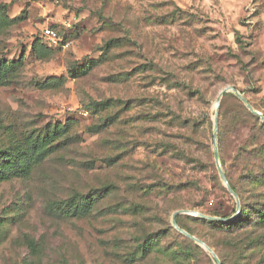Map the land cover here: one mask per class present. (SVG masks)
<instances>
[{"label": "rangeland", "instance_id": "374dc122", "mask_svg": "<svg viewBox=\"0 0 264 264\" xmlns=\"http://www.w3.org/2000/svg\"><path fill=\"white\" fill-rule=\"evenodd\" d=\"M228 85L264 114V0H0V264H218L177 210L264 264V122L223 95L237 213Z\"/></svg>", "mask_w": 264, "mask_h": 264}, {"label": "water", "instance_id": "95a60500", "mask_svg": "<svg viewBox=\"0 0 264 264\" xmlns=\"http://www.w3.org/2000/svg\"><path fill=\"white\" fill-rule=\"evenodd\" d=\"M226 92H232L234 93L238 98H240L243 103L246 105V107L255 115L259 116L262 121L264 122V114L260 111H258L257 109H255V107L249 102V100L246 98V96L235 86V85H228L226 86L217 96V110H216V114H215V118H214V155H215V161H216V165L220 174L221 179L223 180V182L226 184L229 192L231 194H233L236 198V212L239 213L241 210V199L239 194L232 188L229 179L226 175V172L224 170V168L222 167L221 161H220V155H219V148H218V131H219V116H218V110L221 104V100L223 95ZM193 213L203 219L206 220H211V221H230L233 219V217H221V216H214V215H208L205 214L203 212L200 211H190V210H177L173 213V218H172V223L174 225V227L181 232L182 234H184L185 236L189 237L190 239L194 240L195 242L203 245L209 252H211V254H213V256L215 257V259L217 260L218 264H221V260L219 258V256L217 255V253L213 250V248H211L206 242H204L202 239L198 238L197 236L193 235L192 233L188 232L187 230H185L184 228H182L176 219L177 214L179 213Z\"/></svg>", "mask_w": 264, "mask_h": 264}, {"label": "built area", "instance_id": "2783aa9c", "mask_svg": "<svg viewBox=\"0 0 264 264\" xmlns=\"http://www.w3.org/2000/svg\"><path fill=\"white\" fill-rule=\"evenodd\" d=\"M64 24L68 27L72 26L71 21H65ZM42 35L49 45L57 46L63 42V38L60 36L58 30L52 26H46L45 28H43Z\"/></svg>", "mask_w": 264, "mask_h": 264}, {"label": "trees", "instance_id": "16d2710c", "mask_svg": "<svg viewBox=\"0 0 264 264\" xmlns=\"http://www.w3.org/2000/svg\"><path fill=\"white\" fill-rule=\"evenodd\" d=\"M218 116H219V114H218ZM257 117V116H256ZM227 175V174H226ZM228 177V176H227ZM228 179H229V177H228ZM230 182V181H229ZM231 184V183H230ZM231 186H232V188L237 192V190H236V187H234L232 184H231ZM241 197V196H240ZM242 211H244V208L242 209ZM241 211V212H242ZM259 212L262 214L264 211H262V210H259ZM210 215H218L217 213H215V212H211V213H209ZM178 215V214H177ZM263 217H264V215H263ZM176 219H177V216H176ZM234 220V219H233ZM233 220H230V221H210L209 220V222L210 223H212V222H214V223H216V224H222V225H225V226H230L231 225V223L233 222ZM236 220V219H235ZM234 220V221H235ZM177 222H178V220H177ZM178 224L182 227V228H184L185 230H187L188 232H190V233H192V234H194V232L192 231V230H190L189 228H187V227H185L184 225H182V224H180L179 222H178ZM187 237V236H186ZM187 238H189V237H187ZM221 264H222V262H221Z\"/></svg>", "mask_w": 264, "mask_h": 264}, {"label": "bare ground", "instance_id": "6f19581e", "mask_svg": "<svg viewBox=\"0 0 264 264\" xmlns=\"http://www.w3.org/2000/svg\"><path fill=\"white\" fill-rule=\"evenodd\" d=\"M216 102H217V100H216Z\"/></svg>", "mask_w": 264, "mask_h": 264}]
</instances>
